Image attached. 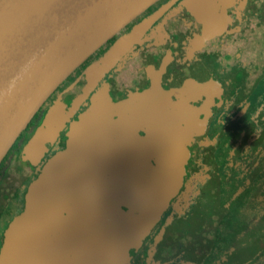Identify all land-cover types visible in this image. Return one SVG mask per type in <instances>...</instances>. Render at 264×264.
Returning a JSON list of instances; mask_svg holds the SVG:
<instances>
[{
    "label": "water",
    "instance_id": "obj_1",
    "mask_svg": "<svg viewBox=\"0 0 264 264\" xmlns=\"http://www.w3.org/2000/svg\"><path fill=\"white\" fill-rule=\"evenodd\" d=\"M156 1L0 0V164L60 83ZM130 40L117 41L93 72L104 73ZM87 86L68 110L54 102L23 161L39 164ZM207 122L158 83L117 102L98 90L67 145L29 183L4 230L0 264H130L183 186L193 137Z\"/></svg>",
    "mask_w": 264,
    "mask_h": 264
},
{
    "label": "flooded vegetation",
    "instance_id": "obj_2",
    "mask_svg": "<svg viewBox=\"0 0 264 264\" xmlns=\"http://www.w3.org/2000/svg\"><path fill=\"white\" fill-rule=\"evenodd\" d=\"M262 24L264 26V0H157L102 44L60 83L7 153L13 149L21 158L23 147L36 129L48 124L47 112L54 102L65 104L68 110L70 101L81 96L88 85L70 122L39 164L33 166L24 161L29 170L23 186H19L6 206L0 209V246L4 230L19 213L8 207L9 200L12 205L24 203L29 183L37 177L43 164L67 145L69 127L91 105L98 90L107 89L117 102L158 83L164 89L177 91L192 111L208 116V122L205 132L193 137L195 150L187 163L188 176L183 186L130 264H264V250L259 251L254 242L258 234L255 230L264 231V224L251 229L243 222L245 226H236L230 231L229 227H224L228 225L227 220L220 223L216 246L202 259L191 260L178 251L171 258L163 257L169 249L171 231L189 233L181 228L191 225L204 211L216 178L221 181L219 198L231 197L221 209L232 218H240L249 202L252 203L248 199L251 193L261 190L263 182L259 179L264 180V168L255 171L252 166L251 172L255 173L251 176L249 168L255 161L253 157L244 158L240 167L238 160L241 158L227 157L226 153L237 147L243 139L240 134L249 128L264 133ZM258 28L260 37L254 33ZM129 35L132 40L111 66L101 75L93 72L116 42ZM259 67L263 73L257 78L255 70ZM89 69L92 81L88 83L86 72ZM261 134L258 137L263 139ZM2 177L3 173L0 181ZM209 206L216 207L213 202ZM240 228L242 234L239 236Z\"/></svg>",
    "mask_w": 264,
    "mask_h": 264
},
{
    "label": "rangeland",
    "instance_id": "obj_3",
    "mask_svg": "<svg viewBox=\"0 0 264 264\" xmlns=\"http://www.w3.org/2000/svg\"><path fill=\"white\" fill-rule=\"evenodd\" d=\"M264 29L263 24L260 26V30ZM255 36H259V28L257 32H254ZM249 55V52H248ZM251 56V55H250ZM249 56V58H250ZM263 66V65H262ZM262 67H259V70H255L256 77L258 78L260 75L262 76ZM260 76V77H261ZM257 88V83L255 85ZM244 97V96H242ZM248 98H252V96H248ZM258 131H254L252 128H249L248 131L242 135V140L239 142L235 149H232L229 153H226L227 157H240L241 159L238 160L240 167L244 163V158L251 159L252 157L255 161L252 163L251 167L249 168L250 175L254 174L255 172H251L252 166L256 170L264 168V133L263 139L259 138L260 135ZM257 137V138H255ZM253 146H256L252 149ZM16 153L13 152V149L10 151V154L7 155V165L4 167L2 173L3 177L0 181V209H3L6 206L7 200L14 194L15 190L24 182L26 178V171L29 170V167L25 164V162L20 158L19 154L15 155ZM5 162V161H4ZM213 164L214 161H212ZM251 164V161L249 160ZM218 167V166H217ZM246 170V169H244ZM242 172L241 170L239 171ZM243 173V172H242ZM219 178H216L215 185L211 190L212 194L203 208V212L199 213L198 216L192 221L191 225H184L181 230L185 231L188 230L189 233H183L176 230H172L169 236L168 241V252L163 254L164 258H171L173 254L178 252H184L185 258L191 260H200L202 259L203 255L214 248L217 243V238L221 231L220 223L227 220L228 225L224 227H229L228 229L231 231L236 228V226L241 227L246 222L249 224V227L252 229L256 225L262 226L264 224V180L261 178L259 179L262 183L260 186L259 193H251V197L248 198L252 200V203L249 202L248 209L245 213H242V216L239 217H231V214L225 215L223 210L221 209V205L227 202V198H219L220 195V188H219ZM231 197L228 198L230 200ZM213 202L214 206L210 207L209 203ZM217 202L219 203V207L217 206ZM262 203V204H260ZM8 207H11L12 211H16V213H20L23 209V204L16 203L12 205L11 200L8 202ZM264 215V214H263ZM258 222V223H257ZM225 224V223H224ZM227 224V223H226ZM245 226V225H243ZM258 233L255 238L254 242L256 244V248L259 251L264 250V231L262 230H255ZM242 234V230H239V236Z\"/></svg>",
    "mask_w": 264,
    "mask_h": 264
},
{
    "label": "trees",
    "instance_id": "obj_4",
    "mask_svg": "<svg viewBox=\"0 0 264 264\" xmlns=\"http://www.w3.org/2000/svg\"><path fill=\"white\" fill-rule=\"evenodd\" d=\"M6 161H7V157L5 156V158L3 159L2 163L0 164V174L2 173L4 167L7 165Z\"/></svg>",
    "mask_w": 264,
    "mask_h": 264
}]
</instances>
